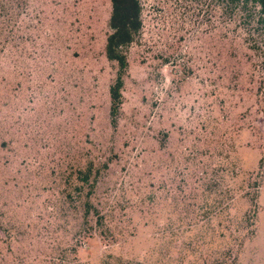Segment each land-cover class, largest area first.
Returning a JSON list of instances; mask_svg holds the SVG:
<instances>
[{
	"label": "rangeland",
	"instance_id": "374dc122",
	"mask_svg": "<svg viewBox=\"0 0 264 264\" xmlns=\"http://www.w3.org/2000/svg\"><path fill=\"white\" fill-rule=\"evenodd\" d=\"M139 2L112 120L111 0H0V264H264L257 9Z\"/></svg>",
	"mask_w": 264,
	"mask_h": 264
},
{
	"label": "trees",
	"instance_id": "16d2710c",
	"mask_svg": "<svg viewBox=\"0 0 264 264\" xmlns=\"http://www.w3.org/2000/svg\"><path fill=\"white\" fill-rule=\"evenodd\" d=\"M239 7H245L249 2L257 9L256 24L264 35V0H230ZM142 25L141 5L139 0H111L109 17L110 32L106 37L105 54L108 60L117 64L116 78L109 87L110 115L117 114L122 103V88L124 74L127 69V58L123 47L132 42ZM249 220V219H248ZM254 224V219H250Z\"/></svg>",
	"mask_w": 264,
	"mask_h": 264
}]
</instances>
